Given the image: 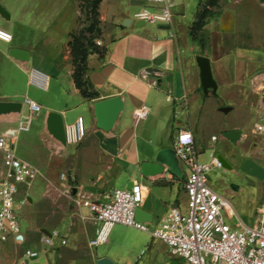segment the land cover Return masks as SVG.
I'll return each mask as SVG.
<instances>
[{
	"label": "crops",
	"instance_id": "obj_1",
	"mask_svg": "<svg viewBox=\"0 0 264 264\" xmlns=\"http://www.w3.org/2000/svg\"><path fill=\"white\" fill-rule=\"evenodd\" d=\"M173 2L170 24H150L132 19L133 14L144 7L157 8L147 0H101L99 19L104 28L97 42L105 46V52L103 55L89 53L86 59V78L97 92L94 98L84 97L73 79L68 43L71 32L77 28L79 0H16L9 16L1 15L11 31L9 40H0V59L6 63H0V101L20 102L28 97L40 105V111L32 117L21 153L16 151L19 138L16 135L15 152L39 170L35 179L40 177L42 182L35 187L34 181L29 187L20 185L27 188L21 187L19 193L18 187L16 204L25 201V205L33 207L34 200L42 197L61 221L67 223L61 244L70 245L63 251L50 249L43 264H95L104 256L115 264H137V254L129 257L117 253L120 248L137 246L136 237L115 231L118 225L102 243L107 245L103 250H91L98 246L89 244L97 224L89 209L73 203L65 191L105 202L110 200L115 189H119L117 184L122 189L140 184L144 194L138 209L143 211V222L151 229L171 206L185 211L187 194L183 185L188 172L185 164L180 162L181 176L165 166L164 172L145 177L140 167L144 161H153L160 149L174 148L179 130L192 133L199 161L208 147L202 136L200 118L212 91L205 93L201 87L196 56L205 55L210 62L214 61L217 89L225 88L228 83L245 86L251 74L264 70V0H219L216 5H211L209 0H199L190 18L187 0ZM204 6L211 14L199 34L206 33L214 43L211 49L204 48L202 52L201 43L191 35V26ZM38 7L43 8L37 16ZM219 21L226 32H218ZM212 22H216L214 27ZM252 49L262 52V57L255 56ZM13 50L17 53H12ZM194 51L196 56L192 54ZM232 54V62L226 66L223 56ZM254 61L257 64L251 67ZM31 66L50 76L49 87L45 90L48 94L43 98L30 93L28 69ZM261 76L256 82L264 86V75ZM152 80L158 84L151 85ZM115 96L121 97L123 110L113 127L106 131L97 125L94 104ZM259 103L264 110V94ZM141 106L149 107V114L134 122L133 113ZM52 113L55 115L50 118ZM28 114L22 113V109L20 113L0 114V136L16 129ZM78 116L85 120L86 136L79 143H63L55 134L54 125L63 124L65 129ZM34 122L35 128L30 132ZM237 129L241 136L233 143L241 147L245 136L242 125H230L223 132ZM213 136L216 135L212 134L211 140L216 141L217 136L215 140ZM222 138L226 140L223 135ZM221 155L230 161L228 150ZM212 156L216 155L211 153L208 160ZM4 175L0 152V182ZM70 237H73L71 243L68 242ZM11 238L17 244H24L28 240V230L21 232L19 240ZM63 238L65 243H62ZM27 250L30 249L25 252ZM25 252L8 250L0 242V264H26V260L28 264L30 260L38 264V254L28 259Z\"/></svg>",
	"mask_w": 264,
	"mask_h": 264
},
{
	"label": "built area",
	"instance_id": "obj_2",
	"mask_svg": "<svg viewBox=\"0 0 264 264\" xmlns=\"http://www.w3.org/2000/svg\"><path fill=\"white\" fill-rule=\"evenodd\" d=\"M147 1L157 5V8L144 7L136 11L132 19L150 24L171 23L173 0ZM9 38L10 33L1 37L2 40ZM28 80L30 85L45 91L49 87L50 76L42 69L31 66ZM157 84L156 80L151 81V85ZM24 104L29 114L16 129L0 136V152L5 167V175L0 182V242L7 241L10 236L20 239L21 225L17 212L25 201L16 204L18 187H29L39 175L36 167L19 158L15 152L16 135L27 131L33 115L40 111V105L28 97L22 102ZM148 114L149 107L141 106L134 111L133 120L145 119ZM259 130L264 133V112ZM86 133L85 120L83 116H78L73 124L65 127V144L79 143ZM212 139L215 140L216 136ZM174 149L179 162L188 168L183 185L187 194L186 210L171 206L152 229L135 218V211L143 201L144 190L140 184L135 183L130 189H115L110 200L105 202L73 194L71 190L65 191L73 203L89 209L97 224L89 244L97 246L106 242L111 229L116 224H122L149 232L153 238L168 246L172 256L182 258L188 264H264V206L258 208L255 222L249 225L237 214L229 200L208 183V173L213 168L222 167L217 156H212L207 162L199 161L193 135L188 130L178 131ZM64 176L62 173L61 177ZM225 215L236 217L233 227L226 221ZM59 236V231L53 230L49 234L44 233L42 241L51 246L53 239ZM65 242L63 238L62 243ZM25 256L33 258L37 252L27 250Z\"/></svg>",
	"mask_w": 264,
	"mask_h": 264
},
{
	"label": "rangeland",
	"instance_id": "obj_3",
	"mask_svg": "<svg viewBox=\"0 0 264 264\" xmlns=\"http://www.w3.org/2000/svg\"><path fill=\"white\" fill-rule=\"evenodd\" d=\"M190 5L187 9L188 18L192 16L195 6L199 0H187ZM16 0H1V5L9 13L10 9L14 7ZM43 7L36 9V15H40ZM87 0H79V14L77 28L73 31L78 33L82 31L88 25L87 12H88ZM230 12V9L227 11ZM191 13V14H190ZM228 15V14H226ZM6 21L0 15V40L1 37H5L7 33H10V28H7ZM216 22H212L213 27ZM218 32H226L222 23L218 22ZM102 30L103 26L101 25ZM228 31V30H227ZM202 36V35H201ZM200 36V37H201ZM99 39L96 38L95 41ZM32 40V39H30ZM200 44V41L197 40ZM201 50L204 52L205 49H211L214 42H211L204 33L201 40ZM198 47V44L196 43ZM205 48V49H204ZM196 48L195 50H197ZM255 56H261L258 49H252ZM196 56V52H192ZM212 54V53H211ZM218 55V53H216ZM232 55L223 56V62L230 65L232 62ZM262 57V56H261ZM0 63H4L1 61ZM6 64V63H4ZM212 72L215 68L214 61L211 62ZM257 64L256 61L251 65ZM264 75L261 71H255L251 74V80L245 86L236 87L234 83L227 84L225 88L219 87L217 92L212 93L204 104V111L200 122L203 125V138L207 142L208 147L203 151L200 161L207 162L211 153L216 156L225 153L228 150V156L232 169L226 167L213 168L208 173V183L210 186L219 194L225 196L237 214L241 216L249 225H252L257 217V210L259 207L264 205V177L258 178L250 175L241 170L240 166L243 161L242 159L251 158L256 160L255 162L264 167V133L260 132L259 125L261 122V116L264 110L260 106V96L264 94V86L261 82L257 83L258 77ZM263 82V81H262ZM4 89L7 85L2 86ZM31 95L37 98H43L48 94L47 91L40 90L34 86L30 87ZM23 102L24 99H20ZM222 107H231L228 112H223L220 109ZM28 107L26 104L22 107V113H28ZM203 121V122H202ZM240 124L245 130V136L240 142L241 147L236 145L231 140H224L222 138L223 129L230 126ZM18 127V126H17ZM35 128V122L31 125L30 132ZM29 133L27 131H21L18 133V141L16 142V151L21 153L23 149V140ZM217 136L216 141L211 140V135ZM227 149V150H226ZM239 157V160L237 159ZM42 182V178L38 177L34 180V187ZM20 186V185H19ZM27 188L25 186H20ZM117 188L120 186L117 184ZM22 188V189H23ZM18 200V199H16ZM34 200L33 207L22 205L21 209L17 212L19 222L21 225V232L24 233L28 230V240L24 244H17L14 242V238H10L7 241L1 242L5 245L8 250L17 251L20 254L24 253L27 248L30 250L37 251L39 261L38 264L46 262V252L51 251H63L66 250L70 244L62 245L61 238L64 233L65 226L67 223L61 221L58 214H55L51 206L47 204V200L40 197L36 202ZM72 203V202H71ZM226 221L232 225H235L236 217H229L225 215ZM67 222V221H66ZM118 225L115 231H118L122 235L133 236L137 238V246L133 245L127 249H119V255H127L133 257L137 254V264H167L168 262L176 261L178 264H187L182 258L174 257L170 254L169 248L163 242L158 239H153L146 231H142L132 226L116 224ZM41 228H45L47 232L53 230L60 231V236L53 239V244L48 246L43 244L41 236L44 232ZM70 237L68 242L71 243ZM107 245L99 244L97 247H93L91 250L101 251ZM82 260H85L81 257ZM78 262L77 264H79ZM30 264H33V260H30Z\"/></svg>",
	"mask_w": 264,
	"mask_h": 264
},
{
	"label": "water",
	"instance_id": "obj_4",
	"mask_svg": "<svg viewBox=\"0 0 264 264\" xmlns=\"http://www.w3.org/2000/svg\"><path fill=\"white\" fill-rule=\"evenodd\" d=\"M0 15L6 17L9 16V13L1 4H0ZM12 53H17V50H13ZM195 60L199 67L200 83L203 91L207 93L209 90H211L212 93L215 94L217 92L218 85L213 76L210 59L205 55H197ZM261 73L264 74V70L261 71ZM21 109H22V102L0 101V114L10 113V112L20 113ZM122 110H123V101L119 96L111 97L96 102L94 104V111H95L98 127L106 131L110 130L113 127L117 117L119 116ZM221 110L223 112H228L231 110V107H222ZM54 115L55 114L52 113L50 115V118L53 117ZM54 132L63 141V143H65L64 125L63 124L58 126L54 125ZM222 135L225 139L236 142L241 136V131L238 129L225 131L222 133ZM217 158L220 160L223 167L232 169V166L225 159L223 155L219 154ZM165 166L167 167V170H169L170 172L179 176L182 175V169L180 167L179 159L176 155L175 149L172 147H165L160 149L157 152L155 159L153 161H144L141 164L140 172L145 177H149L164 172ZM240 168L242 171L250 175L256 176L258 178L264 177V167L250 158L244 159ZM135 218L136 220H140V221L145 220L144 213L141 209L138 208L136 209ZM43 232L49 234V232L45 230ZM25 263L28 264V260H26ZM95 264H115V263L110 258L104 256L98 258ZM172 264H178V263L176 261H173Z\"/></svg>",
	"mask_w": 264,
	"mask_h": 264
},
{
	"label": "trees",
	"instance_id": "obj_5",
	"mask_svg": "<svg viewBox=\"0 0 264 264\" xmlns=\"http://www.w3.org/2000/svg\"><path fill=\"white\" fill-rule=\"evenodd\" d=\"M219 0H209L211 5H216ZM101 0H87L88 3V25L77 34L71 32L69 40L70 54L73 64V79L76 87L81 94L86 98H94L97 92L93 90L92 85L86 78V59L89 53L97 52L103 55L105 52L104 45H98L96 38H100L102 33L101 21L99 19V4ZM211 14V11L205 6L202 7L196 14V19L191 26V35L194 39L200 41L202 36L200 30L205 24L206 18ZM201 36V37H200ZM202 44V43H201Z\"/></svg>",
	"mask_w": 264,
	"mask_h": 264
}]
</instances>
